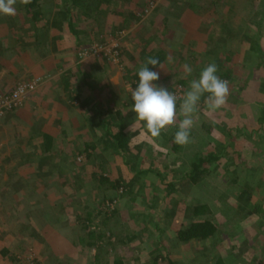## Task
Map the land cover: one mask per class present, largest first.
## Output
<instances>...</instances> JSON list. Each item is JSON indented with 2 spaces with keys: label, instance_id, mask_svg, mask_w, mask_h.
<instances>
[{
  "label": "rangeland",
  "instance_id": "obj_1",
  "mask_svg": "<svg viewBox=\"0 0 264 264\" xmlns=\"http://www.w3.org/2000/svg\"><path fill=\"white\" fill-rule=\"evenodd\" d=\"M89 2L71 5L77 33L63 27L67 0H39L36 21L19 0L0 15V264H264V0ZM146 54L160 56L154 83L178 97L159 138L132 111ZM210 63L227 103L211 110L202 96L189 143L173 148L182 98ZM101 118L138 131L127 158ZM224 149L199 183L186 178L198 155ZM208 219L213 238L175 239Z\"/></svg>",
  "mask_w": 264,
  "mask_h": 264
},
{
  "label": "clouds",
  "instance_id": "obj_2",
  "mask_svg": "<svg viewBox=\"0 0 264 264\" xmlns=\"http://www.w3.org/2000/svg\"><path fill=\"white\" fill-rule=\"evenodd\" d=\"M19 2L26 5L31 3V0H19ZM16 3L17 0H0V15H14ZM148 65L160 67V61L156 58H148L146 64L140 68L138 84L134 89H130L133 101L132 111L135 117L144 123L151 137L159 138L162 130L176 123L178 97L154 83L159 79V73L149 70ZM184 71L190 75L192 68L185 64ZM217 71L215 63H210L200 72L198 79L190 81L189 89L185 92L179 106L183 119L179 122V130L175 133V143L179 145L189 143V133L194 125L193 114L197 112L202 96L207 94L206 103L211 110L219 109L227 103L228 81L221 79L216 74Z\"/></svg>",
  "mask_w": 264,
  "mask_h": 264
},
{
  "label": "trees",
  "instance_id": "obj_3",
  "mask_svg": "<svg viewBox=\"0 0 264 264\" xmlns=\"http://www.w3.org/2000/svg\"><path fill=\"white\" fill-rule=\"evenodd\" d=\"M80 0H67V5L65 6V10L68 11L69 13V16L66 20V23H64L63 27L64 29L68 30V32L70 33H77L75 27H74V24L72 23V16L73 14H70V8H71V5H76L79 3ZM89 6L93 7L95 4H94V1L95 0H89ZM97 1V0H96ZM99 1V0H98ZM23 10L25 11L26 14H28L31 19L33 20H38L39 16H40V13L38 12V9L40 8V5H39V0H31V3L29 4H21ZM96 6V5H95ZM118 14H121L120 11L118 12ZM264 19V16L262 17ZM60 24H62V22H59ZM260 28L261 27V24L257 25V28ZM254 34V32H253ZM73 38H74V43L75 45H79V38L77 37L76 34H72ZM255 36H257L255 34ZM254 44L256 46L257 45V42H254ZM74 52V51H73ZM159 55L156 56V55H151V54H146L143 59H144V63L146 64L148 58H156L159 60ZM149 68V70H152V68L154 66L152 65H148L147 66ZM133 77L137 80V82L139 81V77H138V73H134ZM71 100H75V101H78V96L77 95H72L70 97ZM97 104H98V101H97ZM95 104L94 106H92V108H96V105ZM84 106H87L86 104H83V107ZM120 111L117 110L116 113H119ZM122 115H120L119 117H121ZM121 123L118 122L117 126L118 128L117 129H113L112 126L115 124L113 122V119L112 118H109L108 120L104 121L102 118L100 120V123L104 126L106 132H107V135H108V138H109V145L114 148V149H117L118 150V154L121 155V157H124V158H127V150H125V146L126 144L128 143V141L130 140V138L135 135L138 131H135L133 133H127L126 130H125V125H126V120H121L123 118H119ZM126 121V122H125ZM260 121L261 122H264V114L260 117ZM142 122V121H141ZM143 123V122H142ZM231 131V130H229ZM176 133V132H175ZM173 137H175V135L172 133L171 136H169L167 139H172ZM179 144L177 143H173V148H177ZM88 149V146L85 147L84 150H87ZM225 151H227L226 149H224V153H211L210 155H198L194 161L191 162V166H192V169L186 174V178L192 183V184H197L199 183V181H201L206 173V167H202L204 165V163H213L217 160H219L221 157H226V158H229V154H226ZM94 177V175H93ZM101 179V182H104V181H109V177L107 176H101L100 177ZM121 182L119 179L115 180V181H112L111 182V187L113 189H118L121 185ZM201 207H204V205H197V206H194L193 207V213H198L200 212V208ZM84 221H87L86 219L83 220V223ZM82 223V224H83ZM81 227H83V229H86L89 227L88 224H84L82 225ZM217 231H218V227L217 225L211 221V220H198V221H190L189 223H187L185 226L183 227H180L178 229H176L175 231V239L179 242V243H187L189 241H205V240H209L211 238H213L216 234H217ZM92 234V232H90ZM98 238H100L101 234L97 235ZM96 240H99V239H96ZM96 241H87L86 243V246L90 247V246H94L96 243ZM97 245V244H96ZM100 248V247H99ZM98 259V256L96 255V257ZM158 259V255L155 256L154 258V261H157ZM213 264H224V262L218 258L216 260L215 263Z\"/></svg>",
  "mask_w": 264,
  "mask_h": 264
},
{
  "label": "built area",
  "instance_id": "obj_4",
  "mask_svg": "<svg viewBox=\"0 0 264 264\" xmlns=\"http://www.w3.org/2000/svg\"><path fill=\"white\" fill-rule=\"evenodd\" d=\"M24 87H20L16 92L13 93L12 98H11V102H13L12 100H18V95L23 91ZM29 88H32V86H30ZM19 101V100H18ZM9 107L11 106V104H8Z\"/></svg>",
  "mask_w": 264,
  "mask_h": 264
}]
</instances>
